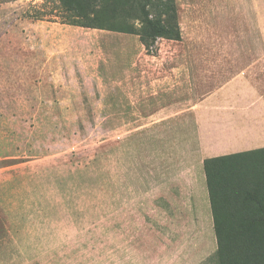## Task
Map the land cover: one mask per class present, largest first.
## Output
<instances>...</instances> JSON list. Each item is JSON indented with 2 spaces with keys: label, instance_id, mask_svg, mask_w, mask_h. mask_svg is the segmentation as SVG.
Here are the masks:
<instances>
[{
  "label": "rangeland",
  "instance_id": "1",
  "mask_svg": "<svg viewBox=\"0 0 264 264\" xmlns=\"http://www.w3.org/2000/svg\"><path fill=\"white\" fill-rule=\"evenodd\" d=\"M173 6L149 16L179 37L147 49L137 33L79 24L97 8L139 27L130 0H0V264H220L211 217L189 200L202 153L187 108L241 72L263 74L264 96V0ZM135 65L151 67V104L137 109ZM227 161L226 179L251 171L264 198V152ZM239 245L226 242L227 259Z\"/></svg>",
  "mask_w": 264,
  "mask_h": 264
},
{
  "label": "trees",
  "instance_id": "2",
  "mask_svg": "<svg viewBox=\"0 0 264 264\" xmlns=\"http://www.w3.org/2000/svg\"><path fill=\"white\" fill-rule=\"evenodd\" d=\"M140 12L141 26H136L128 11L112 16L102 13L100 9L92 8L81 12L83 19L79 24L85 27L108 29L125 33H137L147 49L159 36L179 37V33L172 31L162 24L161 20L150 18L148 8L157 6L170 13L174 11L173 0H130ZM73 10V8H72ZM117 16L121 18V24L115 25ZM69 23L78 24L73 20ZM39 18V17H38ZM264 152V148L247 152L224 155L205 159V169L208 178V186L211 197L215 230L219 244L220 264H264V198L259 197L260 186L254 181L251 171L235 175L238 179L233 181L226 179L223 168L226 164L232 165L233 158L251 159L254 153ZM251 166L253 164H250ZM221 171H218L220 170ZM264 178V177H263ZM254 179V180H253ZM264 182V180H262ZM246 208H254L256 212H246ZM232 239L239 242L231 253L229 259L225 256L226 242Z\"/></svg>",
  "mask_w": 264,
  "mask_h": 264
},
{
  "label": "crops",
  "instance_id": "3",
  "mask_svg": "<svg viewBox=\"0 0 264 264\" xmlns=\"http://www.w3.org/2000/svg\"><path fill=\"white\" fill-rule=\"evenodd\" d=\"M148 68L151 67L148 66ZM148 68L135 65L129 72L128 89L133 99L131 105L134 109H137L139 105L151 104V101L143 99L142 92H145L146 96V90L143 91L140 85L142 79L144 83L147 80V75L150 73ZM252 72H241L230 78L223 86L222 96L218 92L216 93L218 95L213 93V95L204 98L202 102L187 108L194 113L196 133L202 153L201 161L195 164V176L193 177L191 174V179L194 178L195 181L193 186H197V189L193 192L194 195L189 197V200L197 201L199 198L198 200L204 204L203 207L207 211V215L211 217L214 229L205 159L264 148V96L256 95V85L258 80L262 79L263 74L257 70ZM245 89H251V95H243ZM166 92V87L157 88L155 97L161 99L160 104L162 98L166 96ZM164 100L166 101L165 97ZM163 112L166 113V109L147 113L148 119L161 118L158 115ZM199 190L201 193L198 197Z\"/></svg>",
  "mask_w": 264,
  "mask_h": 264
}]
</instances>
